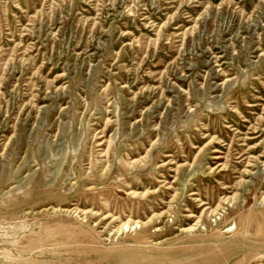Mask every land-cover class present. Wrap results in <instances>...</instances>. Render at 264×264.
<instances>
[{
	"label": "rangeland",
	"instance_id": "obj_1",
	"mask_svg": "<svg viewBox=\"0 0 264 264\" xmlns=\"http://www.w3.org/2000/svg\"><path fill=\"white\" fill-rule=\"evenodd\" d=\"M0 264H264V0H0Z\"/></svg>",
	"mask_w": 264,
	"mask_h": 264
},
{
	"label": "bare ground",
	"instance_id": "obj_2",
	"mask_svg": "<svg viewBox=\"0 0 264 264\" xmlns=\"http://www.w3.org/2000/svg\"><path fill=\"white\" fill-rule=\"evenodd\" d=\"M99 145H104V142H100V144ZM109 148H107L106 150H104L103 151V153L101 154L102 156H107L108 155V150ZM216 151H219V150H216ZM221 156H216V158H220ZM135 161H131V163H134ZM207 209V208H206ZM209 210V209H208ZM207 210V211H208ZM83 212V211H82ZM206 212V211H205ZM212 212L213 213H215L214 212V209L211 211V214H212ZM207 213V212H206ZM108 217H110V214H107V215H105L103 218L105 219V218H108ZM114 219H116V218H114ZM151 221V220H150ZM147 222V221H146ZM140 223V222H139ZM190 229V228H189ZM186 230H188V229H186Z\"/></svg>",
	"mask_w": 264,
	"mask_h": 264
}]
</instances>
